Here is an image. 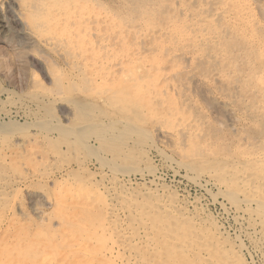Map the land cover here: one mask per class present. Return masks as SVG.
<instances>
[{"label":"rangeland","instance_id":"1","mask_svg":"<svg viewBox=\"0 0 264 264\" xmlns=\"http://www.w3.org/2000/svg\"><path fill=\"white\" fill-rule=\"evenodd\" d=\"M27 1L33 22L52 28L47 43L26 28ZM27 1L0 0V91L10 92H0V109L27 127L0 134V264H264V248L245 223L213 202L217 190L206 193L167 167L168 158L190 161L241 195L255 186L264 201V168L257 172L247 161L264 147V0ZM197 80L203 87L196 88ZM110 85L115 108L134 114L141 134L150 131L161 149L153 153L143 135L141 144L119 147L144 154L126 163V174L85 152L77 158L53 125H36L42 95L63 127L76 125L79 115L97 119ZM89 98L100 104L92 113ZM162 131L171 134L163 140ZM199 158L206 164L194 163ZM237 241L246 253L238 252Z\"/></svg>","mask_w":264,"mask_h":264},{"label":"bare ground","instance_id":"2","mask_svg":"<svg viewBox=\"0 0 264 264\" xmlns=\"http://www.w3.org/2000/svg\"><path fill=\"white\" fill-rule=\"evenodd\" d=\"M24 1V0H23ZM27 1V0H26ZM79 1V0H78ZM176 1V0H175ZM254 1V0H253ZM28 2V1H27ZM191 2V1H190ZM195 2V1H194ZM242 2V1H241ZM249 2V1H248ZM36 3V2H35ZM70 3V2H69ZM192 3V2H191ZM250 3V2H249ZM249 3H244V8H243V11L247 10V6L249 5ZM257 3V2H256ZM262 3V2H261ZM240 4V2H239ZM30 5H32V1L28 2V3H24V5H22L25 9L29 10L30 9ZM71 5V4H70ZM85 5V4H84ZM118 5V4H117ZM175 5V4H174ZM79 6V5H78ZM88 6V5H87ZM239 6V5H238ZM254 6V5H253ZM257 6V5H256ZM36 7H40L38 3H36ZM115 7V6H114ZM224 7V6H223ZM80 8V7H78ZM77 8V9H78ZM90 8V7H89ZM88 8V9H89ZM122 8V7H121ZM210 8V7H209ZM208 8V9H209ZM260 8V7H258ZM182 9V8H181ZM212 9V8H211ZM255 9V7H254ZM75 10V9H74ZM82 10V9H81ZM90 10V9H89ZM88 10V11H89ZM107 10V9H106ZM234 10V9H233ZM239 10V9H238ZM76 11V10H75ZM210 11V10H209ZM237 11V10H236ZM25 12V11H24ZM30 12V13H29ZM238 12V11H237ZM19 13V12H18ZM222 13V12H220ZM239 13V12H238ZM237 13V14H238ZM259 14V13H258ZM20 15V14H19ZM76 15V14H75ZM22 16V14L20 15ZM128 16V15H127ZM189 16V15H188ZM33 17H37L36 14L35 16L33 15V13H31V11L29 10L28 11V14L26 15V17L24 16L25 18V23H26V28L31 29L32 32H35V34H38L39 36V40L42 41V43H47V38H44V36H46L47 34V31H49L48 29H46L42 24H39V22L37 21V19H35V22H33ZM217 17V16H216ZM229 17V16H228ZM97 18V17H96ZM202 18V17H201ZM225 18V17H223ZM85 19V18H84ZM139 19V18H138ZM146 19V18H145ZM76 20V18H75ZM214 20V19H213ZM219 20V19H218ZM256 20V19H254ZM84 21V20H83ZM28 22H31V24H27ZM174 22V21H173ZM217 22V21H216ZM249 23V22H248ZM252 23V22H251ZM24 24V23H23ZM173 24V23H172ZM102 25V24H100ZM179 25H181L179 23ZM25 26V24H24ZM70 26V25H69ZM84 26V25H83ZM182 26V25H181ZM180 26V27H181ZM184 26V25H183ZM182 26V27H183ZM252 26V25H251ZM52 27V26H50ZM174 27V26H172ZM185 27V26H184ZM205 27V26H204ZM175 28V27H174ZM57 29V28H56ZM191 29V28H190ZM27 30V29H26ZM47 30V31H46ZM117 30V29H116ZM187 30V29H186ZM52 31V30H51ZM107 31V30H106ZM188 31V30H187ZM186 31V32H187ZM192 31V30H191ZM191 31L189 33H191ZM29 32V31H28ZM31 32V33H32ZM185 32V31H184ZM194 32V31H192ZM49 33H51L49 31ZM183 33V32H182ZM42 34V35H41ZM83 34V33H82ZM80 34V35H82ZM97 34V33H96ZM179 34V32H178ZM74 35V34H73ZM79 35V36H80ZM66 36V35H65ZM76 36V35H75ZM78 36V35H77ZM197 36V35H196ZM81 37V36H80ZM183 37V36H182ZM187 37V36H186ZM79 38V37H78ZM70 39V38H68ZM81 39V38H80ZM199 39V38H198ZM197 39V40H198ZM74 40V39H73ZM76 40V39H75ZM40 41V42H41ZM83 41V40H82ZM116 42V41H115ZM143 42V41H142ZM94 43V42H93ZM177 43V42H176ZM86 44V43H85ZM75 45V44H74ZM116 45V44H115ZM141 45V44H140ZM38 46V45H37ZM43 46V45H42ZM73 47V44L71 45ZM79 46V45H78ZM83 46V45H82ZM85 46V45H84ZM34 47V46H33ZM67 47V46H66ZM70 47V46H69ZM77 47V46H76ZM140 47V46H139ZM179 47V46H178ZM38 48V47H37ZM81 48V47H80ZM82 49V48H81ZM80 49V50H81ZM84 49V48H83ZM92 49V48H91ZM44 50V49H43ZM52 50V49H51ZM66 50V49H65ZM78 50V49H77ZM76 50V51H77ZM163 50V49H162ZM165 50V49H164ZM83 51V50H81ZM92 51V50H91ZM38 52V51H37ZM84 52V51H83ZM166 52V51H165ZM177 52V51H176ZM34 53V52H33ZM82 53V52H81ZM90 54V53H89ZM88 54V55H89ZM92 54V52H91ZM125 54V53H124ZM73 55V54H72ZM77 55V54H76ZM82 55V54H80ZM129 55V54H128ZM74 56V55H73ZM100 56V55H99ZM147 56V55H146ZM173 56V55H172ZM86 57V56H85ZM90 57V56H89ZM132 57V56H131ZM158 57V56H157ZM210 57V56H208ZM43 58V57H42ZM53 58V57H52ZM74 58V57H73ZM104 58V57H103ZM184 58V57H183ZM54 59V58H53ZM127 59V58H126ZM139 59V58H138ZM180 59V58H179ZM187 59V58H186ZM85 61V59H83ZM94 60V59H93ZM97 60V59H96ZM117 61V59H116ZM122 61V60H121ZM168 61V60H167ZM183 61V60H182ZM101 62V61H100ZM164 62V60H163ZM185 62V61H184ZM86 63V62H85ZM98 63V62H97ZM120 63V62H119ZM113 64V63H112ZM4 66V64H2ZM88 65V63H87ZM86 65V66H87ZM111 65V64H110ZM159 65V63H158ZM166 65V64H165ZM185 65V63H184ZM209 65V63H208ZM115 66V65H114ZM5 67V66H4ZM181 67V66H180ZM108 68V67H107ZM143 68V67H142ZM148 68V67H146ZM188 68V67H187ZM95 69V68H94ZM138 69V68H137ZM65 70V69H64ZM142 70V69H141ZM140 70V71H141ZM211 70V69H210ZM128 71V70H127ZM68 72V71H67ZM86 72V71H85ZM96 73V72H95ZM103 73V72H102ZM136 73V72H135ZM105 74V73H104ZM125 74V73H124ZM169 74V73H168ZM214 74V73H213ZM76 75V74H75ZM127 75V74H125ZM124 75V76H125ZM130 75V74H129ZM143 75V74H142ZM146 75V74H145ZM145 75H143L142 77H144ZM157 75V73H156ZM155 75V76H156ZM160 75V74H159ZM174 75V74H173ZM181 75V74H180ZM212 75V74H211ZM89 76V75H88ZM116 76V75H115ZM139 76V75H138ZM175 76V75H174ZM196 76V75H194ZM248 76V75H247ZM109 77V76H108ZM151 77V76H150ZM149 77V78H150ZM181 77V76H180ZM179 77V78H180ZM210 77V76H209ZM103 78V77H102ZM122 78V77H121ZM134 78V77H133ZM153 78H157V77H153ZM159 78V77H158ZM193 78V77H192ZM107 79V78H106ZM141 79V78H140ZM139 79V80H140ZM190 79V78H189ZM37 80V79H35ZM113 80V79H112ZM153 80V79H152ZM200 80H201V77H200ZM200 80L196 81L195 83L197 84L196 88H201L203 87L202 83L200 82ZM214 80H216L214 78ZM105 81V80H104ZM116 81V80H115ZM114 81V82H115ZM147 81V80H146ZM195 81V79L193 80ZM153 82V81H152ZM156 82V81H155ZM163 82V81H162ZM191 82V81H190ZM210 82V81H209ZM50 83V82H49ZM112 84V82H110ZM138 83V82H137ZM145 83V82H144ZM164 83V82H163ZM168 83V82H167ZM194 83V84H195ZM183 84V83H182ZM169 85V84H168ZM167 85V86H168ZM147 86V85H146ZM151 86V85H150ZM149 86V87H150ZM195 86V85H194ZM148 87V88H149ZM152 87V86H151ZM154 87V86H153ZM173 87V86H172ZM176 87V86H175ZM184 87V86H183ZM190 87H193L192 85ZM128 88V87H127ZM171 88V87H170ZM195 88V89H196ZM39 89V88H38ZM67 89V87H66ZM104 89V88H103ZM145 89V88H144ZM151 89V88H150ZM148 89V90H150ZM154 89V88H153ZM173 89V88H172ZM206 88L202 89L203 91H205ZM1 90V89H0ZM157 90V89H156ZM168 90V89H166ZM165 90V91H166ZM174 90V89H173ZM114 88L111 87L110 85V90L108 91H104L105 94H108L105 96L104 98V101H106L104 104H101V105H104V107L101 109L100 113H99V116L97 119V115L96 113L94 114V116L92 118H85L84 116H81L79 115L78 118V121L76 123V125L74 126H64L59 124V119L57 117H55L53 115V111L48 108V102L43 104V100L46 99L47 97L45 95H40L41 96V101L40 103H38L37 101V108H38V112H39V115H40V111L43 113L42 116H40V119H38L39 121L36 123V125L38 127H43L45 129L49 128V124L50 125H53V129L56 130L58 132V134L60 135L61 138L64 139V144H66L70 150V152H72V154H74L76 157L78 155H80L81 153H84L91 159H94L96 162H98L100 164L101 167H104V166H108V168L115 174H117L116 172H120L122 174H126L125 171H127L128 168H126L128 165H126V163L132 161V160H139V158H142V155L141 156V153L140 154H137L136 156L134 155H131L130 153H127L128 151L126 150H120L119 147H124L126 145H128V143H131V142H135L137 140H139L143 134H141V131H139L138 129V120L136 119V116L134 114H132L131 112L129 111H126L124 109H118V108H115V104H119L117 101H113V97H115V93H114ZM117 91V90H116ZM196 91V90H195ZM194 91V92H195ZM0 92H6L8 93V95H10V92L7 91V90H4V91H0ZM135 92V91H134ZM146 92L147 89H146ZM145 92V93H146ZM155 93V90L153 91ZM174 92V91H173ZM191 92V91H190ZM200 92V91H199ZM125 93V92H124ZM136 93V92H135ZM153 93V94H154ZM160 93V92H159ZM204 92H202L203 94ZM56 94V93H54ZM53 94V95H54ZM101 94V93H100ZM169 94V93H168ZM209 94V93H208ZM68 95V94H67ZM98 95V94H97ZM119 95V94H118ZM138 95V94H137ZM149 94H147L148 96ZM163 94H161L160 96L162 97ZM205 96H207L206 94H204ZM247 95V94H246ZM39 96V97H40ZM146 96V95H145ZM151 96V95H150ZM204 96V97H205ZM210 96V95H208ZM94 97V96H92ZM142 97V96H140ZM139 97V98H140ZM153 97V96H152ZM203 97V96H201ZM62 98V97H61ZM117 98V97H116ZM207 98V97H206ZM28 99V98H27ZM66 99V98H65ZM97 99V98H96ZM150 99V98H149ZM160 99V98H159ZM205 99V98H204ZM82 100V99H81ZM86 102L89 104L90 106V111L92 113L93 111V108H96L97 106H99L100 104H98L97 101H95L94 99L92 98H89V99H85ZM117 100V99H116ZM148 100V99H147ZM163 100H165L163 98ZM198 100V99H197ZM209 100V99H208ZM99 101V100H98ZM181 101V100H180ZM243 101V100H242ZM9 102V101H8ZM63 102V101H62ZM129 102V101H128ZM159 102V100H158ZM215 102V101H214ZM35 103V101H34ZM64 103V102H63ZM74 103V102H73ZM72 103V104H73ZM126 103V102H124ZM161 103V102H160ZM178 103V102H177ZM180 103V102H179ZM152 104V103H151ZM162 104V103H161ZM0 105H2V103H0ZM26 105V104H25ZM148 105V104H147ZM202 105V104H201ZM264 105V104H263ZM3 106V105H2ZM46 106V107H45ZM61 106V105H60ZM119 106V105H118ZM117 106V107H118ZM182 106V105H181ZM121 108L125 107L124 104H121V106H119ZM140 107V106H139ZM143 107V106H141ZM180 107V106H179ZM3 108V107H2ZM23 108V107H22ZM27 108V107H26ZM36 108V107H34ZM36 108V109H37ZM80 108V106H79ZM150 107H148L149 109ZM59 109V108H58ZM72 109V108H71ZM85 109V108H83ZM166 109V108H165ZM178 109V108H177ZM184 109V108H183ZM196 109V108H195ZM89 111V112H90ZM157 111V109H156ZM181 111V110H180ZM185 111V110H184ZM88 112V113H89ZM159 112V111H158ZM186 112V111H185ZM2 113L3 118H7L6 120L7 121H3V119L0 117V134H4V135H8V134H12V133H21L23 132L25 129H27V127L25 126H19L17 124V122H15L13 119H11L10 115L7 114L8 112L4 111L3 109H0V114ZM73 113V112H72ZM156 113V112H155ZM189 113V112H188ZM235 113V112H234ZM145 114V113H144ZM37 115V114H36ZM88 115V114H87ZM172 115V114H171ZM89 116V115H88ZM158 116V115H157ZM217 116V115H216ZM159 117V116H158ZM179 117V116H178ZM183 117V116H182ZM192 117V116H191ZM190 117V118H191ZM213 117V116H212ZM243 118V117H242ZM144 119V118H143ZM164 119V118H163ZM182 119V118H181ZM195 119V117H194ZM162 120V119H161ZM145 121V120H144ZM143 121V122H144ZM149 121V119H148ZM147 121V122H148ZM181 121V120H180ZM191 121V120H189ZM196 121V120H195ZM221 121V120H220ZM161 123H163L162 121H160ZM177 122V121H176ZM218 122V121H217ZM49 123V124H48ZM181 123V122H180ZM179 123V124H180ZM55 124V125H54ZM69 124V123H68ZM142 124V123H141ZM149 124V123H147ZM153 124V123H152ZM189 125V124H188ZM181 126V125H180ZM194 126V124H193ZM196 126V124H195ZM198 126V125H197ZM225 126V125H224ZM47 127V128H46ZM141 127V126H140ZM229 127V126H228ZM150 128V127H149ZM155 131H157L156 129L158 128V126H154L153 127ZM51 128V130H53ZM232 129V128H231ZM146 130V129H145ZM159 130V128H158ZM200 130V129H199ZM237 130V129H236ZM27 131V130H26ZM49 131V130H47ZM197 131V129H196ZM195 131V132H196ZM173 132V131H172ZM183 132V131H182ZM48 133V132H47ZM50 133V132H49ZM145 133H147L145 131ZM154 133V132H153ZM157 133V132H156ZM160 133V132H159ZM176 133H179V132H176ZM55 134V133H54ZM57 134V135H58ZM148 134L149 136L147 135H143V138L148 141V143L146 144L147 145V148H149L153 153L155 154H159L161 155V149L159 148V146H157V144L155 143V139L154 137H152L150 131H148ZM171 134V133H170ZM168 134L167 132H163L162 131V134H161V138L163 139H167L170 135ZM191 134V133H190ZM158 135V134H157ZM160 135V134H159ZM158 135V136H159ZM200 135V133H199ZM202 135V134H201ZM206 135H207V132H206ZM37 136V135H36ZM6 137V136H5ZM26 137V136H25ZM208 137V136H207ZM156 138V137H155ZM159 138L160 140H156L158 142H162V139ZM179 138V137H178ZM37 139V138H36ZM60 139V138H59ZM163 139V140H164ZM175 139V138H174ZM25 140V139H24ZM130 141V142H129ZM61 142V143H62ZM139 142V141H137ZM141 142V141H140ZM139 142V143H140ZM165 142V141H164ZM215 142V141H214ZM139 143H137L139 145ZM143 143V142H142ZM60 144V143H58ZM141 144V143H140ZM210 144V143H209ZM216 144V143H215ZM65 146V145H64ZM165 146V145H164ZM211 146V145H210ZM228 146V145H227ZM41 147V146H40ZM223 147V146H221ZM24 148V147H23ZM127 148V147H126ZM9 149V148H8ZM139 149V148H138ZM145 149V148H144ZM143 149V151H145ZM148 149V150H149ZM178 149V148H177ZM240 149V148H239ZM130 150V149H129ZM135 151V150H134ZM170 151V150H169ZM176 153H179L177 152V150H175ZM209 151V150H208ZM220 151V149H219ZM223 151V149H222ZM28 152V151H27ZM48 152V151H47ZM198 152V150H197ZM35 153V152H34ZM135 154V152H133ZM147 153V151L145 152ZM187 153V151H186ZM201 153V152H200ZM221 153V152H220ZM219 153V154H220ZM150 154V153H149ZM185 154V153H184ZM208 154V153H207ZM158 155V156H159ZM182 155V154H181ZM236 155V154H235ZM24 156V155H23ZM179 156V155H178ZM188 156V155H187ZM191 156V155H190ZM190 156H189V159H190ZM213 156V155H212ZM249 156V155H248ZM247 156V157H248ZM14 157V156H13ZM79 157V156H78ZM77 157V158H78ZM144 157H147V154L144 156ZM151 157V156H150ZM149 157V158H150ZM154 157V155H153ZM157 157V155L155 156ZM161 157V156H160ZM234 157V156H233ZM81 159V157H79ZM87 158V157H86ZM168 158V157H167ZM204 158V157H203ZM144 159V158H143ZM163 159V158H162ZM166 159V158H165ZM183 159V158H182ZM240 159V158H239ZM79 160V159H78ZM90 160V159H89ZM161 160V159H160ZM194 160V158L192 159ZM209 160V159H208ZM80 161V160H79ZM82 161V160H81ZM184 161V160H183ZM206 161L205 159H198V161H194L195 162H198L197 164H203L205 165L206 164ZM212 161V160H211ZM248 163H254L256 164L257 168H255L256 170L258 168H264V147L256 152L254 154V156L251 158V156L247 159ZM77 162V161H76ZM83 162V161H82ZM86 162V161H85ZM145 162V161H144ZM149 162V161H148ZM159 162V161H158ZM120 164H124L123 166H120ZM162 164V163H161ZM215 164V163H213ZM246 164V163H245ZM82 166H84L83 163H81ZM80 165V167L78 169H80L81 171L84 170V168ZM92 165V164H91ZM196 165V164H195ZM233 165V164H231ZM99 166V167H100ZM153 166V165H152ZM163 166V165H162ZM200 166V165H198ZM237 166V165H236ZM98 167V168H99ZM105 167V168H106ZM160 167V166H159ZM167 167L169 170L172 171V173L174 175H178L180 174V172H183L182 174V177L188 181L189 183H191L192 185L194 186H197L198 188H201V189H204L207 192H209L210 190H213L215 189V191L217 190V193L216 195H214L215 197H213V202L214 203H217L221 206L222 210L226 213H229L228 212V209H232L234 213V215H236V222H238L239 220L242 221L243 223H245L246 227H247V230L249 232V235L251 236L252 239L256 240V242H258L260 244V246L262 248H264V201L259 197V194H258V191L256 189L255 186H250V188L248 189H244L245 192H243V195H241V193H239L238 191L234 190V189H231V187H229V185H227L225 182H222V181H218V180H213L212 178V175L211 173L209 172V170L207 169H204V168H197L195 167L193 164L189 162H179V161H176L174 160L173 158L172 159H167ZM202 167V166H201ZM233 167V166H232ZM120 168H124L122 170H118ZM137 169V167H135ZM142 168V167H141ZM148 167L146 166V169ZM152 168V167H151ZM158 168V167H157ZM235 168V167H234ZM68 169V168H67ZM87 169V168H86ZM101 169V168H99ZM153 169V168H152ZM155 169V168H154ZM153 169V170H154ZM130 170V169H129ZM148 170V169H147ZM157 170V169H156ZM168 170V171H169ZM259 170H263V169H259ZM68 171V170H67ZM146 171V170H145ZM143 172V171H142ZM148 172V171H147ZM258 172V170H257ZM88 173V172H87ZM210 175V177L207 175V174ZM41 174V173H40ZM82 174V173H81ZM172 174V175H173ZM220 174V173H219ZM263 174V173H262ZM84 175V174H83ZM102 175H106L105 173L102 174ZM113 175V174H112ZM161 175V174H159ZM173 175V176H174ZM207 175V176H206ZM261 175V173H260ZM36 176V175H35ZM85 176V175H84ZM133 176V175H132ZM151 176L153 178H156V173L154 171H151ZM179 176V175H178ZM110 177V176H109ZM141 177V176H139ZM263 177V176H262ZM121 178V177H120ZM26 179V178H25ZM89 179V178H87ZM149 179V178H148ZM152 179V178H151ZM42 180V179H41ZM95 180V179H94ZM119 180V179H118ZM85 181V180H84ZM150 181V180H149ZM161 181V180H160ZM114 182V181H113ZM116 182V181H115ZM152 182V181H151ZM121 183V182H120ZM25 184V183H23ZM159 184V183H158ZM4 185V184H3ZM9 185V184H8ZM113 185V184H112ZM113 187V186H112ZM18 188V187H17ZM57 188V187H56ZM60 188V187H59ZM158 188V186H157ZM170 188V187H169ZM84 190V189H83ZM89 190V189H88ZM155 190V189H154ZM56 191V190H55ZM92 191V190H90ZM1 192V191H0ZM84 192V191H82ZM87 192V190L85 191ZM204 192V191H203ZM89 193H92V192H89ZM53 194V193H52ZM81 194V193H80ZM113 194V193H112ZM213 194V193H212ZM57 195V194H56ZM76 195V194H75ZM78 195V194H77ZM76 195V196H77ZM88 195V194H87ZM69 196V195H68ZM85 196V195H84ZM216 196L218 197H221L225 200L226 204L229 205V208L226 207L225 204H223V200L222 201H219L217 200ZM54 197V196H53ZM86 197V196H85ZM108 197V196H107ZM55 198V197H54ZM197 198V197H196ZM212 198V197H211ZM87 199V198H86ZM48 201V199H47ZM119 201V200H118ZM164 201V200H163ZM140 202V201H139ZM109 203V202H108ZM143 206V205H142ZM94 207V206H93ZM163 207V206H162ZM104 208V207H103ZM100 209V208H98ZM106 209V208H105ZM113 209V208H111ZM131 211V210H130ZM155 211V210H154ZM112 213V212H111ZM115 215L116 212L114 213ZM112 214V215H114ZM119 214V213H118ZM171 214V213H170ZM108 216V215H107ZM228 217V216H227ZM64 218V217H63ZM123 218V217H122ZM177 218V217H176ZM109 219V218H108ZM112 219V218H111ZM118 219V218H117ZM121 219V218H120ZM114 220V219H113ZM124 220V219H123ZM176 220V219H175ZM1 221V220H0ZM98 221V220H97ZM96 221V222H97ZM103 221V220H102ZM107 221V220H106ZM122 221V220H121ZM146 221V220H145ZM144 221V222H145ZM154 221V220H153ZM152 221V222H153ZM218 221V220H217ZM233 221V220H232ZM6 222V221H5ZM50 222V221H49ZM114 222V221H113ZM117 222V221H116ZM119 222V221H118ZM1 223V222H0ZM55 223V222H54ZM102 223V222H101ZM129 223V222H128ZM154 223V222H153ZM152 223V224H153ZM170 223V221H169ZM177 223V222H176ZM10 224V222H9ZM116 224V223H115ZM145 224V223H144ZM52 225V224H51ZM100 225V223H99ZM117 225V224H116ZM97 226V225H96ZM129 226V225H128ZM47 227V226H46ZM107 227V226H106ZM105 227V228H106ZM102 228V227H101ZM144 228V227H143ZM148 228V226H147ZM160 228V227H159ZM125 229V228H124ZM132 229V228H131ZM153 229V228H152ZM183 229V228H182ZM239 229V228H238ZM30 230V229H29ZM143 230V229H142ZM147 231V230H146ZM98 232V231H97ZM121 232V231H120ZM137 232V231H136ZM139 232V231H138ZM245 232V231H244ZM104 233V232H103ZM113 233V232H112ZM126 233V232H125ZM141 233V232H140ZM159 233V232H158ZM240 233V232H239ZM51 234V233H50ZM105 234V233H104ZM131 234V233H130ZM152 234V233H151ZM110 235V234H109ZM157 235V234H156ZM108 236V235H107ZM136 236V235H134ZM143 236V235H142ZM141 236V237H142ZM217 236V235H216ZM25 237V236H24ZM111 237V236H110ZM130 237V236H129ZM138 237V236H136ZM219 237V236H218ZM217 237V238H218ZM240 237V236H239ZM246 237V236H245ZM59 238V237H58ZM119 238V237H118ZM24 239V238H23ZM40 239V238H39ZM125 239V238H123ZM150 239V238H149ZM65 240V239H64ZM151 240V239H150ZM211 240V239H210ZM224 240V238H223ZM6 241V240H5ZM19 241V240H18ZM118 241V240H117ZM130 241V240H129ZM214 241V240H213ZM236 241V240H235ZM68 242V241H67ZM78 242V241H77ZM116 242V241H115ZM121 242V241H120ZM142 242V241H141ZM234 242V241H233ZM66 243V242H64ZM124 243V242H123ZM129 243V242H128ZM225 243V242H223ZM237 248H238V252H242L244 251L246 248L244 247V245L240 242L237 241ZM83 244V242L81 243V245ZM85 244V243H84ZM119 244V243H118ZM134 244V243H133ZM230 244V243H229ZM57 245V244H56ZM80 245V244H79ZM78 245V246H79ZM80 245V246H81ZM86 245V244H85ZM116 245V244H115ZM200 245V244H199ZM3 246V245H2ZM122 246V245H121ZM259 246V247H260ZM72 247V246H71ZM10 248V247H9ZM85 248V247H84ZM105 248V247H104ZM118 248V247H117ZM123 248V247H122ZM80 249V248H78ZM82 249V248H81ZM77 249H75L76 251ZM125 250V249H124ZM128 250V248H127ZM141 250V248H140ZM252 250V249H251ZM49 251V250H48ZM74 251V252H75ZM78 251V250H77ZM88 251V250H87ZM104 251V250H103ZM138 251V250H137ZM226 251V250H224ZM73 252V251H71ZM70 252V253H71ZM83 252V251H82ZM237 252V253H238ZM245 252V251H244ZM4 253V252H3ZM7 253V252H6ZM52 253V252H51ZM76 253V252H75ZM115 253L116 254V251L112 252V254ZM122 253V252H120ZM207 253V252H206ZM217 253V251H216ZM224 255H226L225 252H223ZM222 253V254H223ZM228 253V252H227ZM231 253V252H230ZM246 253V252H245ZM64 254V253H63ZM87 254V253H86ZM131 254V252H130ZM129 254V255H130ZM220 254V252H219ZM62 255V254H61ZM72 255V254H71ZM106 255V254H105ZM133 255V254H132ZM138 255V254H137ZM143 255V253H142ZM145 255V254H144ZM143 255V256H144ZM148 255V253H147ZM153 255V254H152ZM200 255V254H199ZM230 255V254H229ZM233 255V254H232ZM251 255V254H250ZM4 256V255H3ZM82 256V255H81ZM86 256V255H85ZM111 256V255H110ZM113 256V255H112ZM253 256V255H252ZM13 257V256H12ZM79 257V256H78ZM78 257L76 256V259H78ZM105 257V256H104ZM109 257V256H108ZM116 257V256H115ZM141 257V256H140ZM210 257V256H209ZM220 257V256H219ZM231 257V256H230ZM250 257V256H248ZM42 258V257H41ZM45 258V257H44ZM51 258V257H49ZM122 258V256H121ZM182 258V257H180ZM232 258V257H231ZM73 259V258H72ZM123 259V258H122ZM143 259V257H142ZM149 259V258H148ZM157 259V258H156ZM154 259V260H156ZM216 259V258H215ZM237 259V257L235 258ZM114 260V259H113ZM134 260V259H133ZM159 260V259H158ZM179 260V258H178ZM212 260V258L210 259ZM221 260V259H220ZM44 261V260H43ZM42 261V262H43ZM51 261V260H50ZM72 261V260H71ZM83 261V260H82ZM88 261V259H87ZM85 261V262H87ZM121 261V260H120ZM143 261V260H142ZM180 261V260H179ZM182 261V260H181ZM198 261V260H197ZM201 261V260H200ZM215 261V260H214ZM217 261V260H216ZM222 261V260H221ZM220 261V262H221ZM235 261V260H234ZM256 261V260H255ZM161 262V260H160ZM165 262V261H164ZM163 262V263H164ZM232 262V261H231ZM237 262V261H236ZM77 263V262H75ZM84 263V262H83ZM88 263H92V262H88ZM143 263V262H142ZM146 263V262H144ZM182 263V262H181ZM238 263V262H237ZM121 264V263H120ZM141 264V263H140ZM147 264V263H146ZM153 264V263H152ZM160 264V263H159ZM167 264V263H166ZM194 264V263H193ZM198 264V263H197ZM201 264V263H200ZM224 264V263H222ZM226 264V263H225ZM248 264H253L252 262L248 263ZM255 264V263H254ZM260 264V263H259Z\"/></svg>","mask_w":264,"mask_h":264}]
</instances>
